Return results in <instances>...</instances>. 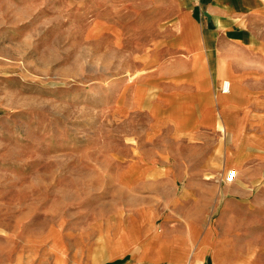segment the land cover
I'll use <instances>...</instances> for the list:
<instances>
[{
    "label": "crops",
    "instance_id": "1",
    "mask_svg": "<svg viewBox=\"0 0 264 264\" xmlns=\"http://www.w3.org/2000/svg\"><path fill=\"white\" fill-rule=\"evenodd\" d=\"M90 1L131 64L125 110L168 141L138 160L142 174L181 186L148 191L99 263L77 248L72 264H264V0ZM19 258L1 245L0 264Z\"/></svg>",
    "mask_w": 264,
    "mask_h": 264
},
{
    "label": "rangeland",
    "instance_id": "2",
    "mask_svg": "<svg viewBox=\"0 0 264 264\" xmlns=\"http://www.w3.org/2000/svg\"><path fill=\"white\" fill-rule=\"evenodd\" d=\"M92 7L0 0V248L19 264H48L51 250L72 264L77 248L99 263L132 206L181 186L142 174L138 160L168 141L125 110L131 64Z\"/></svg>",
    "mask_w": 264,
    "mask_h": 264
},
{
    "label": "built area",
    "instance_id": "3",
    "mask_svg": "<svg viewBox=\"0 0 264 264\" xmlns=\"http://www.w3.org/2000/svg\"><path fill=\"white\" fill-rule=\"evenodd\" d=\"M221 91L223 93H228L229 92V82L227 80H223L222 84H221ZM236 171L234 169H229L226 172V176H225V180L230 182L233 180V178L235 177Z\"/></svg>",
    "mask_w": 264,
    "mask_h": 264
}]
</instances>
